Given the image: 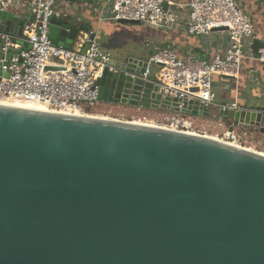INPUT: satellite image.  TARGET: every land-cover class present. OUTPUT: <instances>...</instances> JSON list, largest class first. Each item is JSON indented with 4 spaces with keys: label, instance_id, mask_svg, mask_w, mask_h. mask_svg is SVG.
I'll return each instance as SVG.
<instances>
[{
    "label": "water",
    "instance_id": "obj_1",
    "mask_svg": "<svg viewBox=\"0 0 264 264\" xmlns=\"http://www.w3.org/2000/svg\"><path fill=\"white\" fill-rule=\"evenodd\" d=\"M93 28L65 12L49 37L85 52ZM26 35L21 14L0 11V67L31 48ZM110 65L96 80L101 102L215 114L161 93L153 73L142 75L146 59L122 54ZM217 111L264 134V110ZM0 264H264V154L159 125L0 103Z\"/></svg>",
    "mask_w": 264,
    "mask_h": 264
},
{
    "label": "built area",
    "instance_id": "obj_2",
    "mask_svg": "<svg viewBox=\"0 0 264 264\" xmlns=\"http://www.w3.org/2000/svg\"><path fill=\"white\" fill-rule=\"evenodd\" d=\"M64 1L68 8L73 4L79 5L77 0ZM79 1L83 6L92 7L98 16L107 15L117 22L136 20L161 29L177 26L181 21V11H186L183 20L186 31L192 36H208L213 28L228 27L226 50L211 61L194 53L180 55L174 49L155 50L147 59L146 72L142 75L146 78L153 73L159 91L177 97L180 102L187 98L199 100L217 110L242 109L237 102L217 103L214 91V77L237 78L244 59L264 63V42L256 45L258 40L253 20L240 0H188L186 3L177 0H97V7L92 1ZM57 2L0 0V11L15 10L17 14L26 16L23 25L27 35L23 39L32 45L21 51L19 57L8 60L7 66L0 67V102L18 97L50 104L59 110L90 115L88 105L100 102L96 80L102 77L107 67L112 69V55L100 46L96 36L89 40L90 46L85 52L53 44L49 37L51 20L53 16L65 13V10L57 9ZM154 68L158 69L156 73ZM5 71H8V76L3 75ZM155 111L154 123L159 126L209 135L207 127L213 124L221 129L217 134L220 140L245 148L255 139L253 131L230 123L217 114L207 118L168 110ZM200 119L209 124L201 123Z\"/></svg>",
    "mask_w": 264,
    "mask_h": 264
},
{
    "label": "crops",
    "instance_id": "obj_3",
    "mask_svg": "<svg viewBox=\"0 0 264 264\" xmlns=\"http://www.w3.org/2000/svg\"><path fill=\"white\" fill-rule=\"evenodd\" d=\"M77 1L79 5L73 4L72 7L68 8L64 0H58L56 6L60 11L65 10L73 16L80 17V20L83 18L88 23L91 22L102 47L112 55L113 59H119L123 54L134 55L137 58L147 60L155 50L174 49L180 55L194 53L201 59L211 61L216 55L223 54L228 44L226 31H213L208 36L188 34L185 19L183 20L186 11H181V21L177 23V26L172 29H161L142 23L122 24L107 18V15L103 17L96 15L94 9H91L92 7L83 6L82 2ZM85 1L90 2V0ZM177 1L186 3L188 0ZM241 3L253 20L256 40L259 43L264 42V0H241ZM94 7L97 6L94 5ZM14 12L18 13L15 10ZM130 42L144 43L148 49L141 51L128 48V45L132 46ZM73 48L78 49L79 45L76 44ZM218 87H220L219 93L217 92ZM214 91L217 103L237 102L244 109L264 110L260 107V98L264 96V63L253 59H244L237 78L214 77ZM248 96L257 99L249 101ZM91 108H96V113L93 115L97 114L98 116H102L111 110H121L120 113L130 115L143 114L153 110L101 101L96 103L95 106H89L88 110ZM260 136H264V134Z\"/></svg>",
    "mask_w": 264,
    "mask_h": 264
},
{
    "label": "rangeland",
    "instance_id": "obj_4",
    "mask_svg": "<svg viewBox=\"0 0 264 264\" xmlns=\"http://www.w3.org/2000/svg\"><path fill=\"white\" fill-rule=\"evenodd\" d=\"M92 1V4L96 5V1L97 0H90ZM240 4L242 5L241 3V0H240ZM26 16H22V21H26ZM128 27H133V26H128ZM131 31V30H130ZM99 41V44L100 46L102 47L101 43H100V40L98 39ZM130 44L132 46H129L128 45V48H131V49H136V50H146L148 49V47L145 46L144 43H135V42H130ZM135 44V45H134ZM134 47V48H133ZM103 48V47H102ZM104 49V48H103ZM106 49V48H105ZM107 50V49H106ZM113 55H115L113 53ZM149 58V57H148ZM157 68H154L153 69V72L156 73L157 72ZM217 92L219 93L220 92V87L217 88ZM15 98V97H13ZM257 98L255 97H251V96H248V100L249 101H252V100H256ZM261 100V105L260 107L261 108H264V96L260 98ZM96 102L91 104V105H88V106H95ZM96 108H91L89 109L87 112L91 115L95 114L96 112ZM150 112H146V113H143V114H137V115H130V114H126V113H120L121 110L117 111V110H111L109 111L108 113L106 114H103L102 116H106V117H112V118H115V119H121V120H129V121H141V122H147V123H153L154 122L156 123V113L157 111L155 110H149ZM217 109L215 111V114L218 115L217 113ZM214 119V118H212ZM201 123H204V124H209L208 121H203V120H199ZM211 123H213L212 121H210ZM250 131H253L254 132V135H255V139H252L254 142L253 143H248V147L254 149V150H257V151H260V152H264V136H260L262 135V133L259 131V129H256V128H251V129H248ZM207 131H208V134L209 135H214V136H217L218 133L221 132V129L218 128V127H214L213 124H210V127L208 128L207 127ZM261 133V134H260Z\"/></svg>",
    "mask_w": 264,
    "mask_h": 264
},
{
    "label": "bare ground",
    "instance_id": "obj_5",
    "mask_svg": "<svg viewBox=\"0 0 264 264\" xmlns=\"http://www.w3.org/2000/svg\"><path fill=\"white\" fill-rule=\"evenodd\" d=\"M0 103L1 104H6V105L19 106V107H26V108L35 109V110L48 111V112L69 113V114H76V115L83 114L82 112H79V111L70 112L68 110H59V109H56L55 107H53L50 104L42 103V102L31 100V99L30 100L21 99V98H18V97L9 98L7 100L1 101ZM102 117H106V116H102ZM135 122L142 123V124L155 125V126L158 125V124H155V123L153 124V123H147V122H141V121H135ZM206 136L213 137V138L219 140V138L217 136H210V135H206ZM246 148L251 150V151H257V150H254L252 148H249V147H246ZM257 152L262 153L260 151H257ZM262 154H264V153H262Z\"/></svg>",
    "mask_w": 264,
    "mask_h": 264
},
{
    "label": "trees",
    "instance_id": "obj_6",
    "mask_svg": "<svg viewBox=\"0 0 264 264\" xmlns=\"http://www.w3.org/2000/svg\"><path fill=\"white\" fill-rule=\"evenodd\" d=\"M261 44H262V43H259V41H257V43H256L257 46H260Z\"/></svg>",
    "mask_w": 264,
    "mask_h": 264
}]
</instances>
